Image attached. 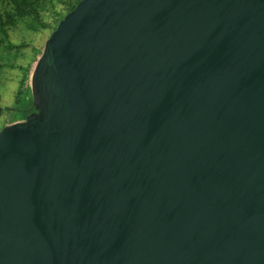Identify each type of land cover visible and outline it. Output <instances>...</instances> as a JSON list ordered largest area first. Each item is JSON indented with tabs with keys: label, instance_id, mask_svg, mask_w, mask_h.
I'll return each mask as SVG.
<instances>
[{
	"label": "water",
	"instance_id": "obj_1",
	"mask_svg": "<svg viewBox=\"0 0 264 264\" xmlns=\"http://www.w3.org/2000/svg\"><path fill=\"white\" fill-rule=\"evenodd\" d=\"M0 131V264H264V0H82Z\"/></svg>",
	"mask_w": 264,
	"mask_h": 264
},
{
	"label": "trees",
	"instance_id": "obj_2",
	"mask_svg": "<svg viewBox=\"0 0 264 264\" xmlns=\"http://www.w3.org/2000/svg\"><path fill=\"white\" fill-rule=\"evenodd\" d=\"M82 0H0V117L5 112L10 114V122L24 120L34 112L30 87L24 94L25 86L32 65L42 52L39 39L49 36L66 14L75 9ZM19 70L23 77L15 90V104L6 103L3 91L8 85L3 83L6 74ZM3 84V85H2ZM4 86V89H2ZM25 90V91H26ZM28 95V94H27ZM23 99L26 103L22 104ZM5 126H3L4 128Z\"/></svg>",
	"mask_w": 264,
	"mask_h": 264
},
{
	"label": "rangeland",
	"instance_id": "obj_3",
	"mask_svg": "<svg viewBox=\"0 0 264 264\" xmlns=\"http://www.w3.org/2000/svg\"><path fill=\"white\" fill-rule=\"evenodd\" d=\"M47 40H48L47 35H43L41 37V39H39L38 44L41 45V47L44 48V45H45ZM43 48H42V50H43ZM34 64L32 65V70H31V72L29 74V78H28L25 86L23 87V89H25V90H26L27 87H30L31 74H32V71H33V68H34ZM22 77H23V74L21 73V71L13 70V71L8 72L6 74L5 79L2 80L3 83H6V84L9 83L8 85H4V86H7V89H4V86H2V89H4L3 95H4V98L6 99L5 100L6 103L11 104L12 108L14 107L13 104H15L14 103L15 102L14 93H15L16 89H17L16 92L18 91V89H19L18 86H19V83H20ZM25 90H24V94H26V96H28L27 99H29L32 94L29 96L28 91L27 90L25 91ZM24 103H26V102L23 99L22 104H24ZM10 114L15 116L17 114V112H13V111H11L9 113L5 112L4 115L2 117H0V131L3 129V126L11 124V122L9 121L10 120Z\"/></svg>",
	"mask_w": 264,
	"mask_h": 264
},
{
	"label": "built area",
	"instance_id": "obj_4",
	"mask_svg": "<svg viewBox=\"0 0 264 264\" xmlns=\"http://www.w3.org/2000/svg\"><path fill=\"white\" fill-rule=\"evenodd\" d=\"M19 121H21V120H19ZM13 123V122H12Z\"/></svg>",
	"mask_w": 264,
	"mask_h": 264
}]
</instances>
